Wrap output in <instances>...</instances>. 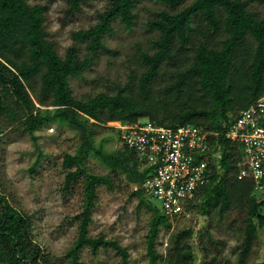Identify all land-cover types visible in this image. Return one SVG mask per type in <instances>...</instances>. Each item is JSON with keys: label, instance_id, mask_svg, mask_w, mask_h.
<instances>
[{"label": "rangeland", "instance_id": "1", "mask_svg": "<svg viewBox=\"0 0 264 264\" xmlns=\"http://www.w3.org/2000/svg\"><path fill=\"white\" fill-rule=\"evenodd\" d=\"M26 1L45 6V29L50 33L49 38L55 41L60 56H64L66 50L74 45L80 59H91L90 66L81 76L69 78L72 96L76 100H87L100 93L114 95L119 87L129 83L127 94L134 99L145 100L150 96L164 100L166 106H174L177 104L174 101L176 95L167 93L166 86L177 78L176 69L184 70L192 64L195 46L200 41L219 47L226 36V33L211 29L199 16H195L189 28V43L182 46L174 39L175 61L160 66L158 75L152 79L144 95L139 83L146 65L140 53L152 54L155 50L153 40L159 37V31L149 25L150 21L159 18L161 11H178L192 0L176 7L160 0H138L133 8L131 27L125 28L122 22L115 20L113 31L103 37L104 47L96 53H91L85 42L74 39L72 33L94 24L97 14L106 8L109 0H89L82 5L81 12L71 14L66 12L67 0ZM247 7L253 15L264 18V0H254ZM256 45L254 37L248 33L244 46L234 58L237 66L233 69L234 73L231 72V80L232 103L235 106L242 104L249 95L246 88L248 78L243 73H246L245 66L252 59ZM40 82L39 76H35L27 88L34 105L33 113L47 117L39 129L25 132L20 120L11 121L5 112L0 115V192L9 205L29 219V236L39 247L41 262L71 264L68 252L78 237L80 213L85 204L86 177L83 175L75 179L65 188L66 174L76 166L66 168L63 162L65 155H77L83 148L85 174L108 175L113 180L111 188L103 184L96 186L87 235L117 242L128 253L127 264H149L146 234L154 204L145 196L139 201L138 196L133 194L126 173L107 163L98 153L114 154L122 149L117 129L119 121L101 123L86 116L90 144L84 147L81 130L56 114L57 107L53 105L52 97L41 95ZM183 90L181 99L188 104L197 108L210 104L209 95L201 91L194 80H188ZM8 102L15 106L11 98ZM238 111L234 108L230 113L237 114ZM253 195L260 200L258 193ZM205 201L202 195L197 197L192 208L170 221L169 226H159L155 249L162 257L157 264H165L169 258L178 259L188 245L193 246L195 255L183 261L187 264L199 263L201 246L206 249L207 259L212 260V264L263 262L264 225H259L255 219L256 235L247 254L241 257L245 210L229 208L221 212L219 203L212 206L209 216L203 213ZM259 211L264 215V204ZM206 230L210 239L205 234ZM77 260L78 264H119L121 255L112 246H99L93 251L86 244L78 250ZM0 264H4L1 258Z\"/></svg>", "mask_w": 264, "mask_h": 264}, {"label": "trees", "instance_id": "2", "mask_svg": "<svg viewBox=\"0 0 264 264\" xmlns=\"http://www.w3.org/2000/svg\"><path fill=\"white\" fill-rule=\"evenodd\" d=\"M88 1L67 0L66 12H81L82 5ZM137 1L109 0L106 8L97 14L94 24L73 32L72 37L85 42L88 50L96 53L104 47L103 37L113 31L115 20L122 22L125 28L131 27L134 21L133 8ZM160 1L176 7L186 0ZM252 1L254 0H192L178 11H161L158 13L159 18L150 21L149 25L159 31V37L153 40L155 50L152 54L145 51L140 53L146 65L139 83L144 95L152 79L158 75L160 66L175 61L174 39L182 46L189 43V28L195 16H199L211 29L226 33L219 47L208 46L200 41L195 46L192 64L184 70L176 69L177 78L166 86V92L176 95L174 101L177 104L169 107L164 104V100H156L150 96L145 100L134 99L127 94L129 83L119 87L114 95L100 93L87 100L74 99L69 78L81 76L90 66L91 59H80L74 45L66 50L64 56L58 54L55 41L49 38L50 33L45 29L43 4H28L26 0H0V115L5 112L11 121L20 120L25 132L32 133L39 129L47 121V117L33 113V101L27 90L31 86V80L39 76L41 95L52 97V103L57 107L56 114L81 130L84 147L90 144L86 116L101 123H132L138 118L147 117L152 122L168 127L190 123L223 131L230 120L228 114H231L232 109H246L264 89V18L249 11L247 6ZM248 33L252 34L257 44L252 59L245 66L246 73H243L248 78L246 88L249 95L242 104L235 106L232 103L231 72L234 73L233 69L237 66L234 58L244 46ZM188 80H194L199 89L209 95L208 107L197 108L181 99ZM8 98L14 101V107L10 105ZM98 153L107 163L123 170L129 184L145 178V173L136 164L134 153L126 147L123 146L114 154ZM63 164L66 168L76 166L74 170L67 172L65 188L75 179L83 175L86 177L85 204L80 213L78 237L68 252L70 263L78 264L77 252L88 244L93 251L99 246L114 247L121 255L119 264H127L128 253L117 242L102 236L87 235L88 224L92 221L96 186L103 184L111 188L112 178L108 175L85 174L83 148L77 155H65ZM220 164V171L212 174V182L195 199L202 195L206 200L203 213L209 216L212 206L219 203L221 212L229 208L245 210L241 243V257H244L256 235L255 219L259 225H264V215L259 211L264 204V196L257 200L253 195V181L250 176L241 173L243 158L235 143L223 141ZM133 194L138 196L139 201L144 199L142 191H133ZM160 225L169 226L170 222L153 206L146 234L149 264H157L162 257L155 249ZM29 227L27 216L20 215L0 192V258L4 260V264H43L39 258V247L29 236ZM205 234L210 239L208 230ZM192 247L186 246L178 259L169 258L165 264H187L183 261L195 255ZM199 251L201 256L198 264H212V260L207 259V251L203 246L199 247ZM258 264H264V261Z\"/></svg>", "mask_w": 264, "mask_h": 264}, {"label": "built area", "instance_id": "3", "mask_svg": "<svg viewBox=\"0 0 264 264\" xmlns=\"http://www.w3.org/2000/svg\"><path fill=\"white\" fill-rule=\"evenodd\" d=\"M223 131L190 123L173 127L147 117L117 125L122 146L134 153L145 178L130 183L142 191L169 222L190 209L196 195L221 168L223 141L235 143L243 158L241 173L264 196V89L246 109L228 114Z\"/></svg>", "mask_w": 264, "mask_h": 264}]
</instances>
